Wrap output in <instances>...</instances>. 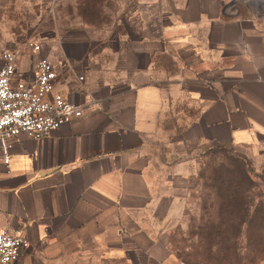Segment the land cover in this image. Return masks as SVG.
Segmentation results:
<instances>
[{
    "label": "crops",
    "instance_id": "0c3cea01",
    "mask_svg": "<svg viewBox=\"0 0 264 264\" xmlns=\"http://www.w3.org/2000/svg\"><path fill=\"white\" fill-rule=\"evenodd\" d=\"M163 6L149 23L136 10L116 40L16 50L15 80L47 57L53 92L84 114L41 139L19 134L0 161V230L30 243L14 264H189L169 231L191 161L167 147L168 131L180 124L185 146L264 155V26L217 0Z\"/></svg>",
    "mask_w": 264,
    "mask_h": 264
},
{
    "label": "rangeland",
    "instance_id": "374dc122",
    "mask_svg": "<svg viewBox=\"0 0 264 264\" xmlns=\"http://www.w3.org/2000/svg\"><path fill=\"white\" fill-rule=\"evenodd\" d=\"M217 1L226 14L239 12L243 17L254 18L264 26V0ZM167 2L168 0H0V49H15L21 53L30 39L43 44L47 38L66 35L88 36L102 44L118 39L126 31V21L135 26L137 19L133 14L136 10L148 11V14L145 13L148 17L144 19L149 23L152 12H162L163 5ZM179 126L177 124V128L168 131L166 145L174 149L177 159L190 160L191 169L185 180H179V184L182 183V199L172 216L169 246L176 257L186 263L191 264L197 259L200 263L217 264L214 259H207V255L202 253L200 241L194 231V227L201 222L200 197L203 185L212 171L225 169L234 177H243L244 187L249 186V180L252 181L254 186L250 187V196L253 199L255 196L256 199L258 195H264V155L228 143L185 146L180 143L184 134ZM249 262L245 261V264H253ZM229 264L239 262L233 259ZM257 264H264V259Z\"/></svg>",
    "mask_w": 264,
    "mask_h": 264
},
{
    "label": "built area",
    "instance_id": "2783aa9c",
    "mask_svg": "<svg viewBox=\"0 0 264 264\" xmlns=\"http://www.w3.org/2000/svg\"><path fill=\"white\" fill-rule=\"evenodd\" d=\"M27 47L33 52L41 43L30 39ZM18 52L0 49V161L11 160V140L21 133L41 139L53 130L83 116V107L62 93H54L58 73L54 63L41 57L35 72L28 79L15 80ZM30 246L21 234L0 230V264H14Z\"/></svg>",
    "mask_w": 264,
    "mask_h": 264
},
{
    "label": "trees",
    "instance_id": "16d2710c",
    "mask_svg": "<svg viewBox=\"0 0 264 264\" xmlns=\"http://www.w3.org/2000/svg\"><path fill=\"white\" fill-rule=\"evenodd\" d=\"M242 178L219 169L203 185L201 222L194 231L202 253L217 264H229L233 259L239 264H257L264 259V195L253 199L250 187L254 183L249 180L244 187ZM191 264L204 263L194 259Z\"/></svg>",
    "mask_w": 264,
    "mask_h": 264
},
{
    "label": "bare ground",
    "instance_id": "6f19581e",
    "mask_svg": "<svg viewBox=\"0 0 264 264\" xmlns=\"http://www.w3.org/2000/svg\"><path fill=\"white\" fill-rule=\"evenodd\" d=\"M256 0H252V2H255Z\"/></svg>",
    "mask_w": 264,
    "mask_h": 264
}]
</instances>
